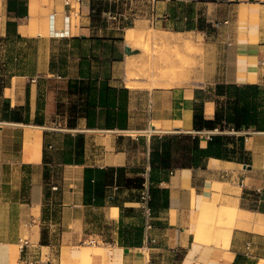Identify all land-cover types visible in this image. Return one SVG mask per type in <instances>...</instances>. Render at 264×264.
<instances>
[{
  "label": "crops",
  "instance_id": "crops-1",
  "mask_svg": "<svg viewBox=\"0 0 264 264\" xmlns=\"http://www.w3.org/2000/svg\"><path fill=\"white\" fill-rule=\"evenodd\" d=\"M128 22L190 34L201 52L183 81L126 84L120 30ZM263 58L264 0H0V97L8 103L0 114V264H263ZM231 84L260 87L257 129L226 123ZM167 134L197 135L200 147L218 135V152L237 159L150 167L151 142ZM67 135L83 144L65 159ZM138 137L141 159L123 142ZM147 165L149 187L166 198L150 207L148 230L141 187L113 174L102 192L84 191L85 168L122 166L132 176ZM209 211L234 217L232 225L211 236ZM105 224L113 236L99 241Z\"/></svg>",
  "mask_w": 264,
  "mask_h": 264
},
{
  "label": "trees",
  "instance_id": "trees-1",
  "mask_svg": "<svg viewBox=\"0 0 264 264\" xmlns=\"http://www.w3.org/2000/svg\"><path fill=\"white\" fill-rule=\"evenodd\" d=\"M198 27L200 29H208L209 25L204 24V20L199 19ZM70 85V84H69ZM224 84H217V90H222ZM235 100L233 110L230 114L225 116L226 123L234 129H257L261 124L257 116V105L259 103V98L261 97L260 87L257 84H231ZM3 111L8 109V103L6 101L2 102ZM13 113L16 111L12 110ZM3 116H6L4 113ZM12 118H16L17 115L12 114ZM220 115L218 112L215 113V119L219 121ZM202 116L200 109L198 107L194 108L193 112V121L195 124L201 122ZM220 136L214 135L211 136L205 147H200L198 143L197 135L190 134H167L161 136L154 145L151 142L150 145V154H149V164L150 167L153 166L155 162H159L162 165L169 164L172 162L178 166H196L200 165L203 159L206 156L212 155L216 157H222L226 159H237L232 153L227 152H218L220 149L218 146V140ZM64 142L66 145H69L70 148L67 149L63 155V158H67L72 153L71 145L74 144L75 155L81 153L83 137L82 135H76L71 137L69 135L64 137ZM43 159L47 160L46 153H43ZM139 174L132 176L125 175V169L122 166L118 167H107L103 169H94V168H85L84 172V191H92L93 193L102 192L103 186L110 182H113V174L117 176L118 180L122 182L125 186H134L140 188L142 186L143 175H140L141 169H137ZM101 175L99 179L93 178L95 174ZM45 176L47 173L45 172ZM93 178V181H91ZM93 187H91V184ZM160 192V196L156 197L157 193ZM150 199L148 201L149 206L153 208L155 205H165L166 198L164 191L160 189L152 190V187H149ZM159 198L160 201H159Z\"/></svg>",
  "mask_w": 264,
  "mask_h": 264
},
{
  "label": "rangeland",
  "instance_id": "rangeland-1",
  "mask_svg": "<svg viewBox=\"0 0 264 264\" xmlns=\"http://www.w3.org/2000/svg\"><path fill=\"white\" fill-rule=\"evenodd\" d=\"M129 28L134 35L130 40H126L125 33ZM120 33H122L121 38L127 47L124 54L120 55L119 68L125 70V82L128 85L136 83L130 81L133 78H144L146 80L145 84L148 86H167L179 83L185 79V70H189L190 67L197 63L198 59L196 56L201 52V47L193 43L190 34H173L153 26H141L137 23H128L120 30ZM0 114H4L2 97H0ZM123 142L128 145L136 159H141L144 156L143 142L140 138L133 139L132 142L130 139ZM133 168L136 169V167ZM127 172H130L129 169ZM210 203L212 207L216 208V211L220 208L216 206L214 200ZM208 216L206 228L212 230L211 236H214L215 229L222 232L230 227L234 220V217L230 218L227 216L219 218V216L211 212ZM104 226H106L105 230L107 232L104 233L105 237L97 236L99 241L101 239L111 240L113 236L114 226L110 224H105ZM259 263L264 264V260Z\"/></svg>",
  "mask_w": 264,
  "mask_h": 264
},
{
  "label": "built area",
  "instance_id": "built-area-1",
  "mask_svg": "<svg viewBox=\"0 0 264 264\" xmlns=\"http://www.w3.org/2000/svg\"><path fill=\"white\" fill-rule=\"evenodd\" d=\"M67 1V0H66ZM108 14L110 16H112V18H115V12L113 11H108ZM51 16H53V14H51ZM223 22H227V20H224ZM129 23V22H128ZM212 25L214 27L219 25V21L215 20L214 22H212ZM261 65H264V58L261 59L260 61ZM148 170H149V166L147 165L144 169V171L142 172L143 175V181H142V186L139 190V200H140V204L141 207L143 209V226L145 230H148L151 227V222H150V215H151V208L149 206V199H150V194H149V184L147 181V177H148ZM52 189H55L56 186L52 185L51 186ZM28 244V240L27 239H19V247L21 250H23L25 248V246Z\"/></svg>",
  "mask_w": 264,
  "mask_h": 264
},
{
  "label": "bare ground",
  "instance_id": "bare-ground-1",
  "mask_svg": "<svg viewBox=\"0 0 264 264\" xmlns=\"http://www.w3.org/2000/svg\"><path fill=\"white\" fill-rule=\"evenodd\" d=\"M134 33H132L130 31V28L127 29L126 31V34H125V37H126V40H130L132 37H133ZM179 40V39H178ZM126 64V63H125ZM175 73V72H174ZM128 83V82H127ZM129 86H134V83H130ZM137 87V86H136ZM212 162V161H211ZM211 165V164H210ZM261 216V215H260Z\"/></svg>",
  "mask_w": 264,
  "mask_h": 264
},
{
  "label": "water",
  "instance_id": "water-1",
  "mask_svg": "<svg viewBox=\"0 0 264 264\" xmlns=\"http://www.w3.org/2000/svg\"><path fill=\"white\" fill-rule=\"evenodd\" d=\"M246 165L244 164V167H245ZM126 249V248H125Z\"/></svg>",
  "mask_w": 264,
  "mask_h": 264
}]
</instances>
